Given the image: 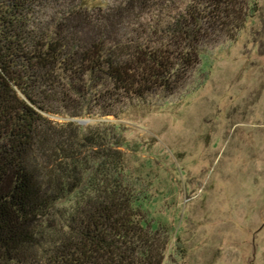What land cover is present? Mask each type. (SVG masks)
Masks as SVG:
<instances>
[{"label":"trees","instance_id":"16d2710c","mask_svg":"<svg viewBox=\"0 0 264 264\" xmlns=\"http://www.w3.org/2000/svg\"><path fill=\"white\" fill-rule=\"evenodd\" d=\"M254 11L250 0H0V264H161L166 238L134 205L119 124L75 119L177 92Z\"/></svg>","mask_w":264,"mask_h":264},{"label":"rangeland","instance_id":"374dc122","mask_svg":"<svg viewBox=\"0 0 264 264\" xmlns=\"http://www.w3.org/2000/svg\"><path fill=\"white\" fill-rule=\"evenodd\" d=\"M250 1L235 39L206 48L180 90L75 119L119 124L134 205L166 238L161 264H264V0Z\"/></svg>","mask_w":264,"mask_h":264}]
</instances>
